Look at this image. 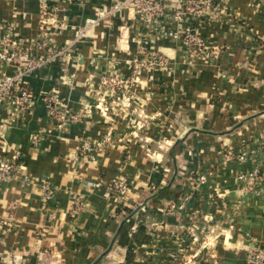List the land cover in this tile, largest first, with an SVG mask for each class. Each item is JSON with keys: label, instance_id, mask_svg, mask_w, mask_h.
I'll use <instances>...</instances> for the list:
<instances>
[{"label": "crops", "instance_id": "crops-1", "mask_svg": "<svg viewBox=\"0 0 264 264\" xmlns=\"http://www.w3.org/2000/svg\"><path fill=\"white\" fill-rule=\"evenodd\" d=\"M122 1L0 0V41L10 31L30 46L42 20L55 19L64 26L51 46L68 48L25 76L33 108L17 111L0 99V160L18 152L23 164L0 185V262L246 264L249 250L264 246V186L238 177L264 153L245 161L222 153L257 147L264 136V0H227L232 17L195 22L220 48L204 57L149 32L133 10L117 6ZM156 54L164 66L151 64ZM17 70L0 63V81ZM107 71L131 79L114 95L100 85ZM51 95L76 115L67 129L50 120ZM86 140L92 155L81 150ZM119 172L130 191L106 198L97 183ZM205 172L208 182L180 208ZM44 177L56 190L51 201ZM76 196L86 205L74 216Z\"/></svg>", "mask_w": 264, "mask_h": 264}, {"label": "built area", "instance_id": "built-area-1", "mask_svg": "<svg viewBox=\"0 0 264 264\" xmlns=\"http://www.w3.org/2000/svg\"><path fill=\"white\" fill-rule=\"evenodd\" d=\"M117 6L126 7L135 12L140 21L149 29V32L158 36L172 37L180 42V47L195 56L204 57L207 55H217L220 48L216 45L210 46L206 39L198 32L195 22L202 21L204 17L211 14L221 13L225 18L234 15L228 6L227 0H177L176 2L167 0H123ZM192 22L185 26V23ZM63 23L57 20H42L40 35L30 45L25 46L20 38L7 31L0 41V63H6L17 67L14 75L6 77L0 81V99L10 101L15 110H28L34 107V94L31 89L24 86V78L48 65L55 57L65 55L66 49L54 50L51 46V35L63 28ZM167 58L156 54L151 64L164 66ZM131 78L116 71H107L100 77V85L104 89L110 90L114 95L126 87ZM49 108V117L59 128L67 129L68 124L76 119V115L64 106L62 100L57 95H51L45 99ZM41 140L39 131L33 136L32 142L37 145ZM111 136L107 135L102 144H109ZM257 147L242 146L238 149L226 148L223 153L224 161H231L238 158L242 161L253 159L257 152L264 153V136L257 141ZM81 150L94 154V146L86 140L82 143ZM21 155L15 152L11 158L0 160V185L9 182L15 177L22 167ZM258 167L253 171L241 173L238 177L240 181H245L251 186H264V158L259 161ZM209 175L205 172L199 174L191 190H188L183 197L180 208L185 207V203L193 193L208 182ZM43 196L45 201H51L55 197L56 190L51 181L44 177L41 179ZM105 185V197H124L130 191V185L125 173L119 172L109 183L100 180L97 185ZM74 206L71 209L72 215H76L85 208V201L76 196ZM16 203L9 205V217L5 220L8 226L13 225L12 210ZM174 259H181V255H175ZM246 264H264V246L254 247L248 252Z\"/></svg>", "mask_w": 264, "mask_h": 264}, {"label": "rangeland", "instance_id": "rangeland-1", "mask_svg": "<svg viewBox=\"0 0 264 264\" xmlns=\"http://www.w3.org/2000/svg\"><path fill=\"white\" fill-rule=\"evenodd\" d=\"M7 262H9V263H11V264H19V262L18 261H7Z\"/></svg>", "mask_w": 264, "mask_h": 264}, {"label": "water", "instance_id": "water-1", "mask_svg": "<svg viewBox=\"0 0 264 264\" xmlns=\"http://www.w3.org/2000/svg\"><path fill=\"white\" fill-rule=\"evenodd\" d=\"M102 256H103V255H101V257H102ZM101 257H100V258H101ZM96 263H97V262H96ZM0 264H8V263H3V262H0Z\"/></svg>", "mask_w": 264, "mask_h": 264}]
</instances>
